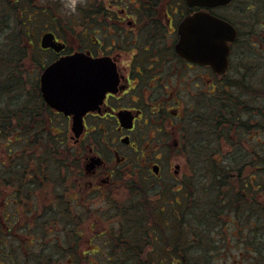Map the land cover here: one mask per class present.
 <instances>
[{
  "label": "flooded vegetation",
  "instance_id": "1",
  "mask_svg": "<svg viewBox=\"0 0 264 264\" xmlns=\"http://www.w3.org/2000/svg\"><path fill=\"white\" fill-rule=\"evenodd\" d=\"M17 1L10 0L7 20L11 25L15 19L12 7ZM61 1L64 0H35V18L40 28L36 41L30 40L29 23H24L25 30L21 29L26 43V66L36 71L35 83L27 86L25 95L26 112L33 114L26 116L23 131L27 135L55 136L59 151L67 156L61 169L73 181L56 180L53 186L56 191L63 188L67 205L75 200L71 196L76 192L84 194L87 203L92 198L104 200L102 206L108 208L109 219L110 214L130 216L137 211V205L131 204L135 201L145 211L150 203L151 210L171 215L170 194L183 185V178L181 171L175 173L178 165L173 167L167 152L180 149L181 134L199 106L211 98L215 100L216 94L229 86L240 92L236 84L246 77L247 71L239 67L240 76L236 78L235 56L243 48L263 50L252 47V39L264 40V21L258 23L251 16L236 13H264V1L231 0L228 5L208 7L193 5L191 0H80L75 11L66 9ZM204 13L236 29L235 41L229 42V63L224 73L183 51L185 26L187 31L197 32L216 29L215 23L192 22ZM75 56L82 61L75 68L99 61L110 70V79L104 91L93 89L86 80L87 84L78 89L90 97L88 103H75L72 113L67 115L48 105L42 80L55 63ZM31 74L26 76L27 82H32ZM244 82L247 85L246 79ZM31 98H36L38 104H29L33 102ZM28 144L27 141V154ZM166 169L175 178L173 187L165 183ZM29 172L27 167L22 185L23 193L28 190L23 197L27 200L31 199L27 197L30 190L48 185L43 181L39 185L31 183L35 176ZM39 195H34L35 202ZM56 198L52 209L58 206L60 210L61 198ZM49 204L53 205L50 201ZM102 206L96 211H101ZM25 209L39 211L37 207ZM45 209L48 211V207ZM86 212L90 216L94 211L87 206ZM167 225L171 227L169 221ZM97 228L95 222L88 225V231ZM103 229L89 238V250L83 251L87 254L83 256L90 258L99 253L93 250V241L104 238L108 226Z\"/></svg>",
  "mask_w": 264,
  "mask_h": 264
},
{
  "label": "trees",
  "instance_id": "2",
  "mask_svg": "<svg viewBox=\"0 0 264 264\" xmlns=\"http://www.w3.org/2000/svg\"><path fill=\"white\" fill-rule=\"evenodd\" d=\"M262 1L264 0H258ZM0 4L2 11L9 12L11 9L10 0H0ZM35 7V0H18L12 7L15 12L12 25L7 20V12L6 15L0 13V27L4 26L6 33L0 43V49H3L0 50V63L12 61L8 58L10 54L6 52L11 45L14 44L19 49L20 43L25 42L21 32V29L25 30L24 23H29V31L34 29L37 13ZM241 8L244 10L247 5ZM243 14L251 16L258 23L264 21L263 12H240V16ZM260 40V43H256L259 47L254 44L252 47L264 49V40ZM14 60H18V63L15 61L18 67L19 58ZM4 63H2L4 67L10 66ZM21 76L16 71L8 75L0 72V96L11 94L10 90L23 82L24 78ZM230 87L232 86L216 94L215 100L211 98L204 106H199L187 130L184 129L181 134L178 153L184 160L183 185L171 194V215L148 211L150 203L147 204L149 207L146 211L144 206L143 208L135 206L137 211L130 216L126 214L125 223L108 235L104 244L108 249L102 254L107 259L105 263L185 264L184 255L187 249L190 252L194 248H202L205 251L204 258L201 257L202 264H224L217 261L212 254L220 258L225 253L221 248L229 245L225 242L216 243V237L226 241L227 236L231 235L237 238V247H244L240 248L239 258H245L251 252L252 255L246 264H264V236L260 233L264 230V85L258 90L256 88L251 90L245 82L238 81L236 88L240 89V92ZM24 101L22 108L20 106L16 109L11 108V111L8 106L0 108V145L6 148L23 143L25 148L28 141L29 151L34 152L39 148L40 152L33 154L31 158L33 162L30 163H24V155L20 154L22 159L19 158L16 162L12 160L11 166L2 164L0 184L13 188L12 194L17 199L14 203L15 211L5 217V223L9 224L0 222V247H7L14 235H20L16 231L21 221L27 220L31 233L35 234L36 238L31 239L32 246L40 241L43 247L46 245L47 225H51L53 229V224L61 223L64 233L54 248L56 251L61 250V253L69 252L70 257L68 260H62V263L70 261L75 264H93L94 262L78 261L80 254L87 248H82L83 234L76 229L81 219L80 215H75L71 209L67 210L71 208L69 205L66 208L60 206L59 213L56 212L59 216L56 214L50 218L45 215L48 213L37 216L25 209L27 206L23 203L22 185L25 182L26 167H33L29 174L34 175L35 179L31 183L35 185H39L41 181L47 183L51 180L49 158L55 159L57 155L62 154L57 147L58 141L55 136L27 135L23 131L26 116L33 114L26 112L28 101ZM32 101H29V104H38L36 98ZM14 121L18 125L13 126ZM49 142L53 145L49 148L50 154H47ZM63 163L60 164L61 167ZM59 182L64 183L61 178ZM40 188L30 190L27 197L33 199ZM33 215L37 217L33 219ZM144 215H149L148 221L141 220L140 216ZM114 216L119 215L110 214V217ZM70 221L72 225L69 227ZM168 221L171 227H168ZM7 227L11 230L7 231ZM232 230L234 231L230 234L229 231ZM32 246L28 244L27 247L25 244L22 247L23 252L18 257L17 254L11 255L10 264L57 263L54 260V253L47 250L39 254L34 252L29 254ZM45 252L48 255L44 256ZM6 257L4 254L0 255V264H7Z\"/></svg>",
  "mask_w": 264,
  "mask_h": 264
},
{
  "label": "rangeland",
  "instance_id": "3",
  "mask_svg": "<svg viewBox=\"0 0 264 264\" xmlns=\"http://www.w3.org/2000/svg\"><path fill=\"white\" fill-rule=\"evenodd\" d=\"M80 0H77V3ZM64 1H61V5H63ZM1 6V4H0ZM65 7V6H64ZM9 14L8 11H2L0 9V13L6 15ZM236 14H240L236 13ZM248 15V14H247ZM246 14H243V17H245ZM14 29V27L12 28ZM244 32V30H243ZM35 33V35H34ZM5 32H4V26L0 27V43L2 42V37H5ZM40 34V28L39 25L37 27V23L34 24V29L31 30L30 32V40L36 41L38 36ZM253 44L255 46H257L258 43H260V39H256L253 38L252 39ZM244 42V40H243ZM257 43V44H256ZM243 44V43H242ZM14 45V44H13ZM11 45L9 49H7V53H9V57L10 60H12L11 62L8 61V63H4L6 61H2L0 64V72H3L4 74L6 73V75L8 74H13L15 73V71L17 73H19L20 75H22L21 77L24 78L23 82L20 83V85H18L17 87L11 89V94H3V96H0V108H4V107H9L10 111L11 108H18L19 106L22 108L24 106V103L26 100L25 99V95H27L28 93L27 91V86H32L35 83V79H36V71H33V69L27 65V60H26V43L23 41V43H20V48H16L15 45L13 46ZM244 46V45H243ZM259 47V46H257ZM243 48V47H242ZM3 50V49H0ZM263 51V53H261ZM240 52V54H236L235 59H234V69L236 68V73H237V77L240 76L239 73V67L245 69L246 72V77L244 79H246L247 81V85L250 87V89L252 90V88H256V90H258V88H261L264 85V49L261 50V52H258L256 50H248L247 48H243V50L238 51ZM248 52L250 54H248ZM244 53V54H242ZM15 58H19V65L17 66L18 60H14ZM17 61V63L15 62ZM15 64H14V63ZM2 63L4 64H9V67H4L2 65ZM17 68V69H16ZM27 68V69H26ZM32 73V82H27L25 80L26 76L28 77V73ZM244 79L242 80L244 82ZM31 84V85H30ZM18 89V90H17ZM17 91V92H16ZM32 100V98H31ZM24 101V102H23ZM22 124H24V122H22ZM14 125H18L16 121L13 122V126ZM24 127V126H23ZM60 137V136H59ZM68 140H67V144H68ZM52 143L49 142V145L47 147V154L49 153V148L52 147ZM61 149L63 150V146L61 147ZM235 150V149H234ZM40 150L39 148H36V151L32 152L29 151L28 154L25 152V148H24V144L23 143H17L16 145H12L6 148H3L2 145H0V171L2 168V164L5 163L7 166H11L12 165V160L13 162H16V160L22 159L21 155H24V163H30L32 162V156L34 153L39 154ZM57 155V154H56ZM66 155H57L54 159V157H50L49 161H48V167H49V171L51 173V176L49 177L51 180H48V185L41 187L36 193V194H40L39 197L36 198V202L34 201V199H30L27 200L26 198H23V203L24 205H26L27 207H37V209L39 211H37V216L43 215L44 213H48L45 214L48 218L53 217V215H58L59 208L56 207V209H52L54 206L53 203H55V200L57 199L56 197H60L61 198V203L60 206L62 208H66L68 207L67 205V199H66V194L63 193V188H61V190L57 191L53 188V186L56 183V180L60 181V178L64 181L65 179L68 182L73 181L71 178V176H67V173H63V170L61 169L60 164L62 165V163L64 161H66ZM167 157L171 160V164L174 166L178 165L181 167L180 171H181V175H183V166H184V160L183 158L179 155L178 150L177 149H173L167 152ZM26 167V166H25ZM170 166V170L172 171V168ZM27 168V167H26ZM33 169V167H29V170L31 171ZM171 171H168L167 169L165 170V183L168 185H172V187L175 185V178L173 176V178H171L169 176V173ZM65 172V170H64ZM203 188V187H202ZM12 189L10 187H6L3 184H0V222L4 223V224H9V222L5 223V217L8 216L11 212L15 211V201H16V197L14 198L13 194H12ZM67 189V188H66ZM28 190H24L23 193V197L26 196ZM171 196V201H172V195ZM72 197H75V200H73L71 202L70 207L71 208H67L71 209V211L75 214V215H80V221H79V225L76 226V229L79 230V232L81 234H83L82 237V243L81 246L83 249L89 250V246L88 244V240L89 238L92 237V235L94 233H101L102 230H104L103 228H105L106 226H108V230L106 231V235L104 236V238H96L93 241V250L94 251H99V253H96L95 256H83L82 253L80 254V258L78 259V261H81L83 263H86V261L88 262H94L93 264H107L105 263V261L107 262V259L103 256L101 257V255L104 253V251L106 252L108 248H106L104 246L105 242L108 239V235H110V233H113L114 230L117 229L116 224L119 226L122 224V221H126V215L119 217V216H114L111 217L109 219V214L107 213L109 210L106 207H103L102 204L104 202V200L102 199H90V202L87 203V200L84 196V194H78V193H72ZM119 197H122V195H120ZM19 202H22L21 199H18ZM49 201L53 204L50 205ZM130 202H128L126 205H129ZM132 205H137L139 206V201H135L133 203H131ZM153 204V203H152ZM50 206V207H49ZM87 206L89 208V210H93L94 212L89 216L86 212L87 210ZM100 206H102L101 208H103L101 211L97 212L98 210H100ZM45 207H48V211L45 209ZM54 210V211H53ZM97 210V211H96ZM153 210V209H152ZM148 211H151V209H149ZM154 212H156L155 210H153ZM55 212V213H54ZM58 212V213H56ZM69 213V212H67ZM145 214V213H144ZM114 215V214H112ZM36 216V217H37ZM128 216V215H127ZM35 215H33V219H34ZM35 217V218H36ZM141 220H145L148 221L149 220V215H144V216H140ZM122 220V221H121ZM27 224V220L26 221H21L19 222V229L16 231V233L20 234V235H14L13 238L11 239V243L8 244L7 247L2 248L0 247V255H6L7 257L5 258V260L7 261V264H10L9 258L11 255L13 254H17V257L21 254V252H23L22 247L26 244V246L28 247V244L30 246H32L31 239L32 238H36L35 234L31 233V229L28 227H26ZM91 222H95L98 224V228L94 231H88V225ZM69 227L72 225V222H69ZM116 223V224H115ZM125 223V222H123ZM52 226H54V228L52 229L51 225H47V234L45 237V241H46V245L43 247V244L40 241L36 242L35 246H32V248L29 251V254H31L32 252H34L35 254H39L41 251H50L54 253V260L57 261V263L55 264H64L62 263V260H68L70 257L68 256V253H61V250L56 251V248H54V246L56 245L55 243L59 242L62 237L61 235L64 233L63 230V224L61 223H56L53 224ZM113 226H116V228H112ZM100 227L102 229H100ZM52 230V232H50ZM234 230L229 231L230 234L233 233ZM256 233V232H255ZM260 233L264 236V230H261ZM134 234V233H133ZM216 235L218 236V232H217V228H216ZM107 236V237H106ZM228 239L226 241H222V239H220V237H216V243H226L229 246L227 247H222L221 249L224 250V254H222L220 256V258H218V256L216 257V255L212 254L214 256V258L217 259V261H221L224 264H246L247 261L249 260L250 256L252 255V253L250 252L249 254H247V256L244 257H238V254L240 253L241 249L244 247H237L236 243H237V238H234L231 235L227 236ZM264 244V243H263ZM68 248V246H67ZM220 249V250H221ZM246 249V247H245ZM27 249H25L26 251ZM68 250H70L68 248ZM222 251V250H221ZM186 254L184 255L185 257V264H189L190 262L192 263H199L202 264V259L201 257L204 258V253L205 251H203V249L201 248H194L192 249L190 252L187 251L185 252ZM217 253V252H216ZM25 254V252H24ZM50 254V253H49ZM209 254V253H207ZM211 254V253H210ZM48 255V253L45 252L44 256ZM64 255V256H63ZM23 256V255H22ZM43 256V255H42ZM43 256V259L45 258ZM42 259V260H43ZM187 260V261H186ZM99 262V263H98ZM65 264H75V262H68Z\"/></svg>",
  "mask_w": 264,
  "mask_h": 264
},
{
  "label": "water",
  "instance_id": "4",
  "mask_svg": "<svg viewBox=\"0 0 264 264\" xmlns=\"http://www.w3.org/2000/svg\"><path fill=\"white\" fill-rule=\"evenodd\" d=\"M230 1L231 0H191V3L193 5L203 4L204 6L208 7H218L227 5L230 3ZM197 16L192 19L193 23H204L205 25H208L209 23L216 24L215 30H209L207 28L205 29V32H211L216 37L215 43L210 50L200 52L193 51L189 48L186 42L187 30L185 26L183 29L182 44L184 54L194 57L196 60H200L205 64L211 65L218 73H224L228 67V57L230 53L229 42L235 41L237 32L235 28L228 23L217 18L216 20L215 18L212 19L208 13H204V16ZM80 59V57L75 56L55 63L45 72L42 80V90L48 105L59 111H64L67 115L72 113V107L78 101L72 99L62 91L54 88V84L72 77L77 79L78 87L86 85L87 77L78 72L81 67L75 68V65L82 63ZM80 82L82 83L81 85ZM87 103L88 101L84 102L85 105ZM175 173H180V166H176Z\"/></svg>",
  "mask_w": 264,
  "mask_h": 264
},
{
  "label": "snow or ice",
  "instance_id": "5",
  "mask_svg": "<svg viewBox=\"0 0 264 264\" xmlns=\"http://www.w3.org/2000/svg\"><path fill=\"white\" fill-rule=\"evenodd\" d=\"M215 40L216 37L211 32H197L189 29L186 33V42L189 48L195 52L210 50ZM78 72L87 77L88 83L93 89L106 90L110 79V70L103 63L92 61L87 66L79 69ZM54 88L78 102H87L90 98L88 95L80 93L77 79L72 77L55 83Z\"/></svg>",
  "mask_w": 264,
  "mask_h": 264
},
{
  "label": "clouds",
  "instance_id": "6",
  "mask_svg": "<svg viewBox=\"0 0 264 264\" xmlns=\"http://www.w3.org/2000/svg\"><path fill=\"white\" fill-rule=\"evenodd\" d=\"M77 0H64L65 8L75 11Z\"/></svg>",
  "mask_w": 264,
  "mask_h": 264
}]
</instances>
